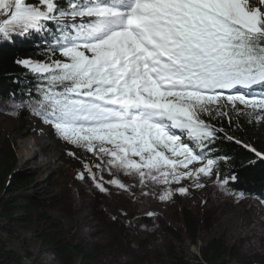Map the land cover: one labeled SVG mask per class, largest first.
Instances as JSON below:
<instances>
[{
	"label": "snow or ice",
	"instance_id": "snow-or-ice-1",
	"mask_svg": "<svg viewBox=\"0 0 264 264\" xmlns=\"http://www.w3.org/2000/svg\"><path fill=\"white\" fill-rule=\"evenodd\" d=\"M32 36L50 56L16 61L38 83L0 108L91 153L80 180L105 195L163 185L161 201L236 180L220 179L231 157L212 121L264 124V0H0V41Z\"/></svg>",
	"mask_w": 264,
	"mask_h": 264
},
{
	"label": "rangeland",
	"instance_id": "rangeland-1",
	"mask_svg": "<svg viewBox=\"0 0 264 264\" xmlns=\"http://www.w3.org/2000/svg\"><path fill=\"white\" fill-rule=\"evenodd\" d=\"M240 135L244 143L249 145L252 139L264 150V124L255 123L252 131L242 130ZM45 145L47 148L42 150ZM0 148L13 151L19 170L36 181L29 192L19 194L20 206L30 205L28 217L18 215L22 220L28 218L27 222L8 227L9 234L0 233V253L14 252L17 256L15 261H2L4 264H56L53 254L39 242L43 228L51 233L53 227L83 251L84 255L77 256L72 264H171L173 256L182 264H197L199 249L207 250L214 242L224 253L217 264H264V202L234 197L227 186L219 187L218 195H214L209 187L218 184L212 180H206L204 188L190 186L188 195L176 194L164 201L159 199L163 185L141 191L137 187L139 193H151L138 195V204L129 193L107 197L94 188L91 180L86 183L76 177L70 181L63 172L71 159L70 151L76 153L71 157L80 164L98 162L96 158L60 139L50 125L23 108L17 109V115L0 108ZM80 169L84 172L83 165ZM103 176L105 181L113 178L107 171ZM122 179L127 182L130 178ZM218 196L219 201L228 203L210 205L209 200ZM108 203L115 206L109 208ZM130 206L134 212L125 215ZM210 207L220 219H214ZM37 214L49 218L46 226L35 223ZM188 219L193 222L194 232L186 227Z\"/></svg>",
	"mask_w": 264,
	"mask_h": 264
},
{
	"label": "trees",
	"instance_id": "trees-1",
	"mask_svg": "<svg viewBox=\"0 0 264 264\" xmlns=\"http://www.w3.org/2000/svg\"><path fill=\"white\" fill-rule=\"evenodd\" d=\"M45 47L39 36H32L26 40L17 37L14 43L0 41V98L7 99L11 93H15L16 98L20 99L22 95H26L29 87H34L38 83L36 76L17 64L16 61L24 58L44 61L46 60L45 56L50 54L44 50ZM212 123L224 130L221 135L225 138L223 141H217L218 144H221L220 154L231 157L227 162L221 161V176L223 179L225 176H236V180H230L227 185L228 192L230 190L231 195L234 197H240V194H243V197L257 198L264 201V159L256 155V152L264 154V150L260 149L258 143L252 139L249 141L250 145L245 144L243 135H240L242 130L245 132L252 131L255 123L250 122L247 116H238V119H235L233 114H231V122L227 118L220 117L213 120ZM227 137L233 139L228 140ZM237 140L241 143L237 144ZM245 145L254 148L255 151H249V148ZM69 157L71 159L63 172L72 181L81 173L80 168L83 164H80L73 157ZM18 164L16 154L13 151L9 152L6 148H0V233L2 234H9L10 231L8 232L7 228L19 221L21 223L27 222L28 218L19 219L18 215L20 213L29 216L30 205L20 206L19 194L29 192L36 181L21 169L19 170ZM116 176L123 180V175L117 174ZM109 187L111 188V186ZM149 187H156V185H150ZM219 187V185H213L212 188H209L214 195H218L217 190ZM138 190L141 191L142 189L139 188ZM138 190L135 189L134 198H137L138 195L143 196V192L139 193ZM111 191L113 194L107 195V197H115L118 195L116 193L129 195L115 188H111ZM136 200L138 204V198ZM209 203L210 205L221 206L226 205L225 203H228V200L219 201L218 196L215 199L211 198ZM89 204L93 203L89 202ZM114 206L115 203L107 204L109 208ZM134 210L135 208L130 206L128 210H125L126 215L129 216ZM210 210L214 214V219H220V214H216V211L211 207ZM34 220L35 223L46 226L45 224L48 223L49 218L37 214ZM223 221H225V217ZM186 224L187 229L194 232L195 228L192 220L188 219ZM45 231L48 230L43 228V231L39 233V242L45 251L53 254L56 264H72L77 256L84 255L83 251L78 250L70 241L58 234L55 227H53L51 233ZM169 232V234H173V232ZM183 248L186 249L184 246ZM199 253V257L195 256L197 264H217V261L224 254L221 252L219 244L215 242L207 250L199 249ZM15 260H17V256L14 252L0 253V264ZM171 264H182V262L173 256Z\"/></svg>",
	"mask_w": 264,
	"mask_h": 264
},
{
	"label": "bare ground",
	"instance_id": "bare-ground-1",
	"mask_svg": "<svg viewBox=\"0 0 264 264\" xmlns=\"http://www.w3.org/2000/svg\"><path fill=\"white\" fill-rule=\"evenodd\" d=\"M35 143L40 144L38 139H35ZM46 148H47V146L45 145L44 148H42V150H45ZM25 152H26V148H25ZM22 158H23V159L25 158V154H24V152H23Z\"/></svg>",
	"mask_w": 264,
	"mask_h": 264
}]
</instances>
